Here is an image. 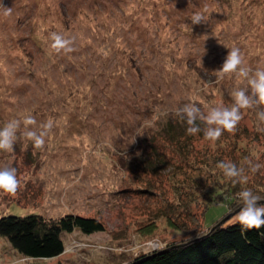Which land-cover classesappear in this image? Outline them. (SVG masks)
<instances>
[{
	"label": "rangeland",
	"instance_id": "374dc122",
	"mask_svg": "<svg viewBox=\"0 0 264 264\" xmlns=\"http://www.w3.org/2000/svg\"><path fill=\"white\" fill-rule=\"evenodd\" d=\"M195 13L200 24L191 22ZM52 32L74 50L52 49ZM226 46L240 49L243 67L264 68V0H0V126L29 115L32 129L54 123L42 148L18 138L12 152L0 151V165L15 167L19 181L15 192L0 190V214L78 212L106 225L64 233V251L52 258L26 256L0 235V264L125 262L193 235L198 228L173 226L194 217L192 226H208L228 208L222 220L236 219L242 188L264 204L256 116L264 105L241 109L216 141L184 134L187 154L160 135L170 122L186 133L175 116L183 104L231 106L232 90L247 86L235 72L217 80ZM221 160L244 165L246 182L225 178ZM245 161L261 167L251 172ZM210 192H220L218 201L209 203Z\"/></svg>",
	"mask_w": 264,
	"mask_h": 264
},
{
	"label": "trees",
	"instance_id": "16d2710c",
	"mask_svg": "<svg viewBox=\"0 0 264 264\" xmlns=\"http://www.w3.org/2000/svg\"><path fill=\"white\" fill-rule=\"evenodd\" d=\"M167 125L166 133L160 135L167 139V144L178 143V150L187 154L191 149L183 144L181 151L182 144L178 140L184 134L186 138L188 134L180 132L177 129L179 127H174L175 130L172 122ZM169 129L175 130L176 133L168 134ZM150 146L153 149L157 148L154 141ZM162 155L165 154L158 155L161 163L166 160ZM155 166L157 168V164ZM210 194L209 203L218 201L217 198L221 195L220 192H210ZM228 199L230 201L226 204V208L227 206L231 208L233 198L229 196ZM226 214H228V208L220 218L208 226L203 224V220H196L198 227L195 224L192 226L191 223H194L195 217L188 225L182 223L184 226H173L181 232L198 229L188 238L172 240L157 249L140 251L131 259L114 264H264V227L246 229L242 232V226L237 219L228 223L222 220L225 219ZM155 221L157 222V219ZM105 226L99 217L78 212H67L57 217H47L41 213L18 215L3 212L0 214V235L6 237L15 250L33 258H52L62 254L65 248L64 233L81 230L85 234H92L105 230ZM51 264L66 263L59 260Z\"/></svg>",
	"mask_w": 264,
	"mask_h": 264
},
{
	"label": "clouds",
	"instance_id": "9594fccd",
	"mask_svg": "<svg viewBox=\"0 0 264 264\" xmlns=\"http://www.w3.org/2000/svg\"><path fill=\"white\" fill-rule=\"evenodd\" d=\"M192 24H200L203 16L199 13L190 18ZM50 47L56 51L63 50L71 53L73 40L66 38L57 32L49 34ZM227 47V46H226ZM228 48V47H227ZM228 52L221 68L215 70L217 80H222L226 74L235 72L238 77L246 80V87H238L230 93L233 103L231 106L216 105L205 106L202 110L195 102H188L175 110V116L186 125L188 135L203 133V138L209 141L218 140L225 130L231 131L241 120V109L253 108L264 105V68L252 71L243 67V59L239 48H228ZM250 89V92H249ZM258 130L264 131L260 125L264 124V108L256 112ZM33 116H24L20 119L13 118L0 126V151L12 152L18 138L31 141L34 148L40 149L45 143V137L52 130L54 123L51 118L41 123L37 129L29 126L36 125ZM201 124L204 127H201ZM21 125L24 130L21 131ZM251 172H257L261 165L245 161ZM216 168L221 170L223 176L234 185L243 184L247 177L244 175L245 166L237 165L231 161H218ZM17 169L10 165H0V190L15 192L18 188ZM239 207L236 210V219L242 226V232L246 229L264 227V204L259 203L262 197L251 189H241L237 193Z\"/></svg>",
	"mask_w": 264,
	"mask_h": 264
}]
</instances>
